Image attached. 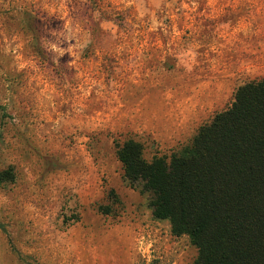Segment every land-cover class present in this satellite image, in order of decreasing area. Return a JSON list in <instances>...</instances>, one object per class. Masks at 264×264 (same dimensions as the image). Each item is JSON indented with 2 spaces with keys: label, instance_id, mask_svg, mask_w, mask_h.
<instances>
[{
  "label": "rangeland",
  "instance_id": "rangeland-1",
  "mask_svg": "<svg viewBox=\"0 0 264 264\" xmlns=\"http://www.w3.org/2000/svg\"><path fill=\"white\" fill-rule=\"evenodd\" d=\"M264 76V0H0V264H191L114 141L188 143Z\"/></svg>",
  "mask_w": 264,
  "mask_h": 264
},
{
  "label": "trees",
  "instance_id": "trees-1",
  "mask_svg": "<svg viewBox=\"0 0 264 264\" xmlns=\"http://www.w3.org/2000/svg\"><path fill=\"white\" fill-rule=\"evenodd\" d=\"M114 146L123 178L151 194L152 217L194 246L191 264H264V76L238 85L167 159L145 160L131 138Z\"/></svg>",
  "mask_w": 264,
  "mask_h": 264
}]
</instances>
